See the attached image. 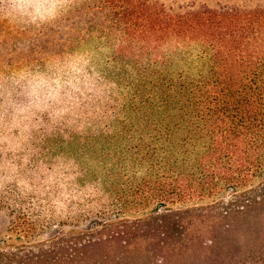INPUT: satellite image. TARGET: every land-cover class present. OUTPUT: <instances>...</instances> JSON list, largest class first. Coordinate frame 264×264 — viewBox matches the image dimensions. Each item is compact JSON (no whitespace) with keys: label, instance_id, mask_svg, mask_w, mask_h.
Listing matches in <instances>:
<instances>
[{"label":"rangeland","instance_id":"374dc122","mask_svg":"<svg viewBox=\"0 0 264 264\" xmlns=\"http://www.w3.org/2000/svg\"><path fill=\"white\" fill-rule=\"evenodd\" d=\"M95 2L0 0V264H131L120 260L117 221L145 229V213H117V77L136 74L117 70L126 65L117 61V27L106 29L105 14L90 10ZM159 2L176 11L264 4ZM65 132L81 139L60 146ZM263 186L258 179L240 193ZM235 198L179 205L183 223L171 240L189 247L132 264H264V208L228 215ZM90 243L99 252L87 258Z\"/></svg>","mask_w":264,"mask_h":264},{"label":"trees","instance_id":"16d2710c","mask_svg":"<svg viewBox=\"0 0 264 264\" xmlns=\"http://www.w3.org/2000/svg\"><path fill=\"white\" fill-rule=\"evenodd\" d=\"M95 3L106 29L117 27V61L126 64L117 70L136 74L117 77V213H145L139 221L147 223L117 221L120 260L189 247L171 240L181 204L229 193L228 215L264 208V186L240 193L264 179V4L176 11L159 0ZM60 138V146L81 139ZM95 245L81 255L98 254Z\"/></svg>","mask_w":264,"mask_h":264}]
</instances>
